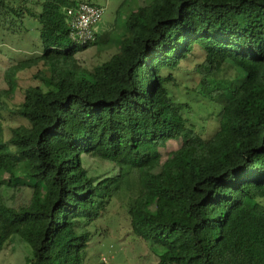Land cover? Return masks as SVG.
<instances>
[{
  "label": "trees",
  "instance_id": "obj_1",
  "mask_svg": "<svg viewBox=\"0 0 264 264\" xmlns=\"http://www.w3.org/2000/svg\"><path fill=\"white\" fill-rule=\"evenodd\" d=\"M81 2L98 5L0 0L2 35L29 31L31 17L42 47L8 70L16 90V75L35 68L12 109L25 122L7 140L0 131V166L15 163L10 178L32 196L0 200L1 243L19 235L27 264H98L91 243L118 204L158 264H264V0H152L116 40L97 30L79 44L67 9ZM99 43L118 50L85 68L77 53ZM198 53L194 96L219 115L208 138L172 94L174 72ZM178 139L164 160L161 148ZM87 157L115 172L98 175Z\"/></svg>",
  "mask_w": 264,
  "mask_h": 264
},
{
  "label": "rangeland",
  "instance_id": "obj_2",
  "mask_svg": "<svg viewBox=\"0 0 264 264\" xmlns=\"http://www.w3.org/2000/svg\"><path fill=\"white\" fill-rule=\"evenodd\" d=\"M151 1L96 0V3L104 9L97 25L98 32H111L113 39L116 40L125 29L129 14L139 7L148 6ZM23 23L31 29L21 33L10 31L5 35H2L0 31V131H3L6 140L11 136L12 126L25 122L14 115L12 109L22 99L23 89L36 83L33 79L35 68L29 66L16 75L17 89L11 90L12 84L8 78V70L18 64L26 63V60L42 52L40 32L37 29L38 21L25 17ZM117 50L115 45L107 47L99 43L79 51L76 56L82 66L92 69L96 64L109 59ZM202 60V56L198 53L192 59L182 62L180 69L174 72L178 85L172 88V94L175 99L190 103L191 121L196 129L208 138L219 127V115L217 109L213 108L207 100L194 96L193 91L197 89L196 86L200 81L197 66ZM181 144V139L168 141L161 148L163 159L172 155ZM86 163L98 175L115 172L110 163L93 157H87ZM14 165L15 163L10 162L0 166V200L11 202L13 200L15 204L20 205L31 199L32 189L15 185L8 173ZM261 203L264 205V198L261 199ZM110 220H113V223L109 222ZM98 226L102 234H98L92 240L89 252V255L95 254L98 250V257L94 259L96 261L100 257V260H97L98 264L105 259L107 260L105 264H158L159 257L154 250L155 246L132 234L127 223V214L118 204L111 206L109 213L103 217ZM5 232L6 228L0 220V264H27V258L32 254L31 247L19 235H13L1 243Z\"/></svg>",
  "mask_w": 264,
  "mask_h": 264
},
{
  "label": "built area",
  "instance_id": "obj_3",
  "mask_svg": "<svg viewBox=\"0 0 264 264\" xmlns=\"http://www.w3.org/2000/svg\"><path fill=\"white\" fill-rule=\"evenodd\" d=\"M103 11V7L89 2H81L76 7L68 8L70 38L79 44L95 41L97 25L102 18Z\"/></svg>",
  "mask_w": 264,
  "mask_h": 264
}]
</instances>
